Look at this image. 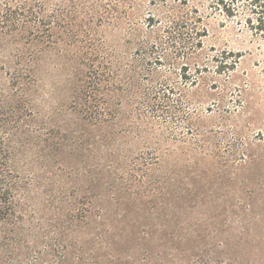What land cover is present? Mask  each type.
I'll list each match as a JSON object with an SVG mask.
<instances>
[{"label": "rangeland", "instance_id": "1", "mask_svg": "<svg viewBox=\"0 0 264 264\" xmlns=\"http://www.w3.org/2000/svg\"><path fill=\"white\" fill-rule=\"evenodd\" d=\"M214 2L0 0V264H264V35ZM90 44L136 78H69Z\"/></svg>", "mask_w": 264, "mask_h": 264}, {"label": "trees", "instance_id": "2", "mask_svg": "<svg viewBox=\"0 0 264 264\" xmlns=\"http://www.w3.org/2000/svg\"><path fill=\"white\" fill-rule=\"evenodd\" d=\"M215 10L219 11L226 19H237L238 24H244L247 29L254 34L264 35V0H215ZM14 9V8H13ZM10 12V9L7 10ZM16 11V10H15ZM11 11L10 14L22 15L21 12L26 11L30 15L37 14L33 10H24L23 7L19 8L16 12ZM60 15L63 16L62 11L55 10L52 18H50V24H43V27L48 28H65V22ZM61 16V17H62ZM54 19V20H53ZM48 25V26H47ZM242 26V25H241ZM9 32L16 31L18 23L13 22L7 26ZM49 31V29L47 30ZM75 46H73L74 48ZM67 50L72 56V59H67L66 71L69 78H136L138 73L135 70V66H130V74L125 71V65L123 61L117 59V55L105 54L101 52L97 47L87 45L85 47H78L75 49ZM103 55V56H101ZM77 60H74L76 59ZM75 62V63H73ZM136 62V60H135ZM124 66V68H123ZM35 66L31 64L21 65L16 67L13 75L16 78H32L34 75ZM108 90V88H106ZM77 100V98H76ZM1 115V113H0ZM92 119V115H96V112L89 113ZM100 115V114H99ZM12 116L11 118H14ZM96 119L99 116H94ZM11 121L8 119L5 125H10ZM52 148L56 147L54 144ZM10 152L8 146L4 143H0V252L9 249L10 243H16L15 238L24 234L23 227H20V222L23 216H16L17 204L14 202L13 194L19 190L16 181L14 180V174L10 170L9 156ZM72 216V214H71ZM75 217H69L71 223ZM58 237H62L63 232H56Z\"/></svg>", "mask_w": 264, "mask_h": 264}]
</instances>
